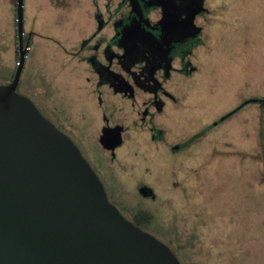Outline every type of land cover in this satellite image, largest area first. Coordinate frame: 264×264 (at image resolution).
Returning a JSON list of instances; mask_svg holds the SVG:
<instances>
[{"label": "rangeland", "instance_id": "obj_1", "mask_svg": "<svg viewBox=\"0 0 264 264\" xmlns=\"http://www.w3.org/2000/svg\"><path fill=\"white\" fill-rule=\"evenodd\" d=\"M41 1L23 0V42L32 51L26 45L16 92L74 143L109 202L128 221L149 214L151 224L140 229L180 264H264V106L246 105L172 157L151 147L147 133L132 134L139 147L128 141L111 161L99 140L104 123L114 126L118 110L130 105L111 104L105 94L100 100L86 83L93 76L65 54L79 46L69 37L73 0H53L46 10ZM224 3L209 13L215 24L203 25L193 73L169 85L181 104L167 123L170 145L196 137L245 100L264 99V0ZM11 7L0 0V87L12 81L18 62L11 61V52L18 54ZM144 184L153 199L139 195Z\"/></svg>", "mask_w": 264, "mask_h": 264}, {"label": "water", "instance_id": "obj_2", "mask_svg": "<svg viewBox=\"0 0 264 264\" xmlns=\"http://www.w3.org/2000/svg\"><path fill=\"white\" fill-rule=\"evenodd\" d=\"M15 21L17 67L0 87V264H180L119 213L74 143L16 92L27 50L23 0ZM249 104L264 99L245 100L177 148Z\"/></svg>", "mask_w": 264, "mask_h": 264}, {"label": "flooded vegetation", "instance_id": "obj_3", "mask_svg": "<svg viewBox=\"0 0 264 264\" xmlns=\"http://www.w3.org/2000/svg\"><path fill=\"white\" fill-rule=\"evenodd\" d=\"M223 3L224 0H92L95 29L79 44L74 56L86 64L93 76L89 79H93L92 92L100 100L105 94L110 96L111 104L130 105L127 111L118 110L122 112L117 113L114 126L104 123L106 128L99 140L111 161L119 159L121 148L128 146L126 142L135 149L139 147L137 136L132 134L147 133L150 146L155 150L164 147L169 157L191 144L178 149L188 140L176 146L168 143V120L181 106L169 85L193 73L191 58L196 48L204 45L203 25L215 22L209 13ZM146 158L143 153V161ZM143 188L152 190L146 184ZM139 195L154 198V193L146 196L143 190ZM114 207L126 219L124 209Z\"/></svg>", "mask_w": 264, "mask_h": 264}, {"label": "crops", "instance_id": "obj_4", "mask_svg": "<svg viewBox=\"0 0 264 264\" xmlns=\"http://www.w3.org/2000/svg\"><path fill=\"white\" fill-rule=\"evenodd\" d=\"M51 1L53 0H42L40 5L43 6L44 10L50 9ZM72 2L74 4V14L70 18L71 20L68 21V24L71 27L69 37L73 42H77V44L75 45L77 47V45H79L84 39H86L95 29V23L93 18L94 7L92 4V0H73ZM15 5L16 0H11L12 12L10 14V17L12 18V21H15L16 18V10H14L16 9ZM49 14L50 15L48 19H52L55 17V13L53 11H49ZM26 45L30 47V51L28 52L30 53L32 51L31 45L29 42H27ZM64 52L67 57L70 58V60L74 61V67L81 68L85 72L86 76L89 77L88 68L86 64L83 61L78 60V58H75L74 53L67 50H64ZM11 53V57H13L11 61H13L14 58L18 59V54H16L17 52H15V56L13 55L14 51H12ZM89 79L86 80V83L90 86L89 88L91 89V82L89 81Z\"/></svg>", "mask_w": 264, "mask_h": 264}, {"label": "trees", "instance_id": "obj_5", "mask_svg": "<svg viewBox=\"0 0 264 264\" xmlns=\"http://www.w3.org/2000/svg\"><path fill=\"white\" fill-rule=\"evenodd\" d=\"M15 8H16V5H15ZM14 10H16V9H14ZM260 105L264 106V104H260ZM151 220H152L151 216L149 214H146V213H143V212L135 213V215L133 217L134 225H136L139 228L148 227L151 224Z\"/></svg>", "mask_w": 264, "mask_h": 264}, {"label": "built area", "instance_id": "obj_6", "mask_svg": "<svg viewBox=\"0 0 264 264\" xmlns=\"http://www.w3.org/2000/svg\"><path fill=\"white\" fill-rule=\"evenodd\" d=\"M27 50H28V49H27ZM27 50H26V51H27Z\"/></svg>", "mask_w": 264, "mask_h": 264}]
</instances>
